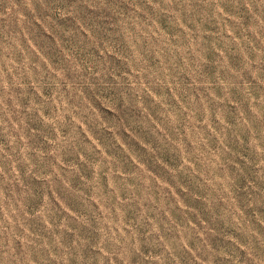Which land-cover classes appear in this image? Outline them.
Wrapping results in <instances>:
<instances>
[{
	"label": "rangeland",
	"instance_id": "1",
	"mask_svg": "<svg viewBox=\"0 0 264 264\" xmlns=\"http://www.w3.org/2000/svg\"><path fill=\"white\" fill-rule=\"evenodd\" d=\"M0 264H264V0H0Z\"/></svg>",
	"mask_w": 264,
	"mask_h": 264
}]
</instances>
